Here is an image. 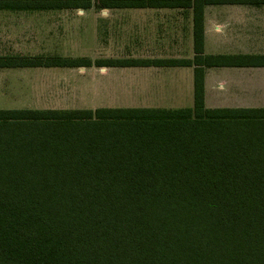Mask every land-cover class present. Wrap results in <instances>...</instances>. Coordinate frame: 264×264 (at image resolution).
<instances>
[{
	"label": "trees",
	"instance_id": "trees-1",
	"mask_svg": "<svg viewBox=\"0 0 264 264\" xmlns=\"http://www.w3.org/2000/svg\"><path fill=\"white\" fill-rule=\"evenodd\" d=\"M264 0H0V10L188 7L192 61L0 56V69L195 66L183 109H0V264H264V109H207L205 5Z\"/></svg>",
	"mask_w": 264,
	"mask_h": 264
},
{
	"label": "crops",
	"instance_id": "crops-1",
	"mask_svg": "<svg viewBox=\"0 0 264 264\" xmlns=\"http://www.w3.org/2000/svg\"><path fill=\"white\" fill-rule=\"evenodd\" d=\"M69 10L74 9L0 10V45H21L25 42L20 40L37 36L31 33L33 19L39 17L37 14ZM97 10L100 11V38L104 44L113 42L114 46L130 48L126 54L103 59L192 61L195 57L192 8ZM203 55H264V5H205ZM194 68H96L102 77H107L109 72L115 73H110L109 80L98 84L99 97L103 95L107 100L105 106L94 107V110L192 108ZM3 70L15 69H0ZM108 86L113 91H108ZM203 87L207 109H264V67H205Z\"/></svg>",
	"mask_w": 264,
	"mask_h": 264
},
{
	"label": "rangeland",
	"instance_id": "rangeland-1",
	"mask_svg": "<svg viewBox=\"0 0 264 264\" xmlns=\"http://www.w3.org/2000/svg\"><path fill=\"white\" fill-rule=\"evenodd\" d=\"M99 13L92 7L86 12L37 14L39 17L34 16L31 30L37 36L20 40L25 42L21 45H0V56H56L95 61L126 54L128 46L104 44L101 40ZM109 74L102 77L94 67L3 70L0 71V109L94 110L106 105L107 99L103 95L99 97L97 90L100 82L111 78ZM107 90L113 91L109 86Z\"/></svg>",
	"mask_w": 264,
	"mask_h": 264
}]
</instances>
